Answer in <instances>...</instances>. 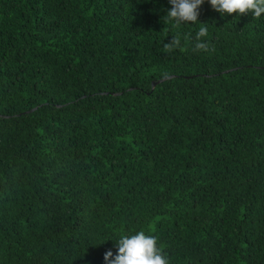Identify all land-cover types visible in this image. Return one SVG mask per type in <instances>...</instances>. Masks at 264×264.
Segmentation results:
<instances>
[{
	"label": "trees",
	"instance_id": "16d2710c",
	"mask_svg": "<svg viewBox=\"0 0 264 264\" xmlns=\"http://www.w3.org/2000/svg\"><path fill=\"white\" fill-rule=\"evenodd\" d=\"M170 7L0 0V264H105L139 231L169 264H264V14L205 0L197 52Z\"/></svg>",
	"mask_w": 264,
	"mask_h": 264
},
{
	"label": "clouds",
	"instance_id": "9594fccd",
	"mask_svg": "<svg viewBox=\"0 0 264 264\" xmlns=\"http://www.w3.org/2000/svg\"><path fill=\"white\" fill-rule=\"evenodd\" d=\"M168 2L171 7L163 17L164 22L174 23L179 28L182 24H195L199 21L200 8L205 0H168ZM207 2L221 16L232 14L242 16L250 13L253 18L258 19L264 14V0H207ZM208 34L206 25L199 28L195 34V51H215L214 45L204 39ZM163 49L166 53L176 49L184 51L181 36L179 34L173 36L170 42L163 44ZM162 76L167 79L169 73L164 72ZM115 247L117 249L115 254L110 249L104 253L105 264H169L162 248L158 247L157 238L146 235L144 231L136 232L131 236H121L115 242Z\"/></svg>",
	"mask_w": 264,
	"mask_h": 264
},
{
	"label": "water",
	"instance_id": "95a60500",
	"mask_svg": "<svg viewBox=\"0 0 264 264\" xmlns=\"http://www.w3.org/2000/svg\"><path fill=\"white\" fill-rule=\"evenodd\" d=\"M168 78H170V77H168ZM168 78H167V79H168ZM167 79L162 78V79H159V80H154V81L152 82V90H154V88H155L159 83H161V82H163V81H165V80H167Z\"/></svg>",
	"mask_w": 264,
	"mask_h": 264
}]
</instances>
